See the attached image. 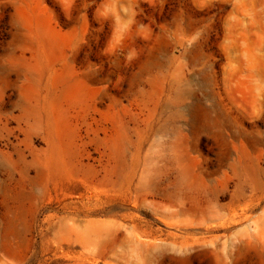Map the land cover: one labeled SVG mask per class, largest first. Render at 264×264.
Masks as SVG:
<instances>
[{
	"label": "rangeland",
	"instance_id": "1",
	"mask_svg": "<svg viewBox=\"0 0 264 264\" xmlns=\"http://www.w3.org/2000/svg\"><path fill=\"white\" fill-rule=\"evenodd\" d=\"M0 264H264V0H0Z\"/></svg>",
	"mask_w": 264,
	"mask_h": 264
}]
</instances>
